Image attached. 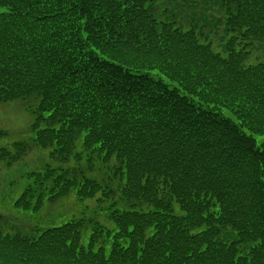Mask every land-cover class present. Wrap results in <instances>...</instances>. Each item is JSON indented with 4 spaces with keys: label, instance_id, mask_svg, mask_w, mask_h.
<instances>
[{
    "label": "trees",
    "instance_id": "16d2710c",
    "mask_svg": "<svg viewBox=\"0 0 264 264\" xmlns=\"http://www.w3.org/2000/svg\"><path fill=\"white\" fill-rule=\"evenodd\" d=\"M211 5L223 53L204 31ZM255 40L264 0H0V102L26 105L33 144L58 162L30 173L15 205L98 195L115 225L93 221L84 245L83 219L33 236L0 214V264H264ZM12 146L0 161L31 147Z\"/></svg>",
    "mask_w": 264,
    "mask_h": 264
},
{
    "label": "rangeland",
    "instance_id": "374dc122",
    "mask_svg": "<svg viewBox=\"0 0 264 264\" xmlns=\"http://www.w3.org/2000/svg\"><path fill=\"white\" fill-rule=\"evenodd\" d=\"M196 11H201V7H196ZM204 18L208 25L204 29L208 41H211L215 51L223 53L224 44L229 34L224 28V13L216 5H211L209 10L203 11ZM202 20L198 22L201 23ZM249 56L247 63L264 61V44L258 40L253 41L252 46L248 47ZM32 114L26 105L20 100H12L0 103V148L13 149V142L24 141L33 143L34 132L31 130ZM83 134V132H82ZM75 142V149H80V138ZM50 148L32 146L26 153L11 164L0 161V214L8 217L10 223H6V230H18L25 235H37L35 229L42 230L46 227L58 226L72 219L82 218L85 226L82 231V243L87 244L89 234L92 231L91 224L97 220L105 230H109V235L115 231V225L109 218L107 205L111 199L100 203L98 195L93 198L79 199L72 192L63 196L55 202L48 201L38 210L25 209L15 205L16 199L23 192L25 187L31 183L30 173L41 171L47 164L56 165L49 155ZM71 159L65 165L73 164ZM112 199L117 200L116 197ZM15 226H13V225ZM17 231V230H16ZM108 252V248H106Z\"/></svg>",
    "mask_w": 264,
    "mask_h": 264
}]
</instances>
